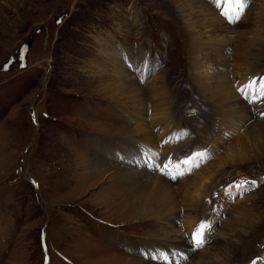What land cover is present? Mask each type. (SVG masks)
<instances>
[{"label": "rangeland", "instance_id": "obj_1", "mask_svg": "<svg viewBox=\"0 0 264 264\" xmlns=\"http://www.w3.org/2000/svg\"><path fill=\"white\" fill-rule=\"evenodd\" d=\"M247 1L235 24L208 0H0V264H165L151 255L166 247L186 264L246 262L258 254L264 181L249 193L232 187L227 199L217 195L215 214L205 219L215 236L199 253L190 243L152 236L160 216L173 220L163 233L186 236L179 215L208 213L203 193L218 172L225 184L217 193L236 175H264L256 121L239 107L219 121L216 97L207 92L221 85L230 91L225 102L243 99L240 84L264 74V0ZM149 51L155 67L143 74L139 63ZM156 79L169 99V127L157 136L146 109L144 121L157 136L146 140L136 121L142 106L132 105L137 92L127 87ZM258 102L264 117V98ZM180 123L206 125V132L189 131L197 133L195 143L187 136L178 150H171L172 136L159 147ZM199 148L210 153L191 172L186 165L171 182L154 173L163 154L184 151L185 160ZM142 172L145 186L134 180ZM151 213L159 216L151 220ZM231 219L238 224L228 227Z\"/></svg>", "mask_w": 264, "mask_h": 264}, {"label": "bare ground", "instance_id": "obj_2", "mask_svg": "<svg viewBox=\"0 0 264 264\" xmlns=\"http://www.w3.org/2000/svg\"><path fill=\"white\" fill-rule=\"evenodd\" d=\"M242 28H246V27H242ZM242 34H244V35H246V34H248V32H246V34L244 33V32H241V33H239V35L240 36H242ZM194 44H192V46H193ZM197 46V45H196ZM195 46H193L192 47V49H195L194 48ZM193 51V50H192ZM191 53V52H190ZM199 66V62H197L196 64H192V65H190V68L191 69H193V68H197ZM183 69V68H182ZM154 75H155V73H154ZM237 79H239V78H237ZM196 80V79H195ZM199 80V79H198ZM243 80V79H242ZM137 82H139L138 80H137ZM140 83V82H139ZM198 83V82H197ZM200 83V82H199ZM216 84H217V82H216ZM219 85V84H218ZM225 85V84H224ZM239 85V84H238ZM241 85V84H240ZM199 87H200V84L198 85ZM135 87V88H134ZM218 87H220V90L221 91H219L218 89L219 88H209L208 90H207V92H208V95H215L214 97H216L215 98V101H214V98H213V96H212V98H213V101L215 102V104H214V106H213V111H214V113H215V116H217L218 117V119H219V121H224L225 120V115H226V113L229 111V109L230 108H237V107H239V109L241 110V112L244 114V115H248V121H250V120H252V121H256L255 122V130H254V133L256 134V136L257 137H262V138H264V117L263 116H261V115H258V117H256L255 115H252V114H249V110H250V108L252 107V106H254V105H257V103L258 102H256V103H248L245 99H237V100H229L228 102H225V101H227L226 99H227V97H225V95L227 96V94L226 93H229L230 91H228V88L229 87H224V86H222L221 87V85L220 86H218ZM128 89H134L137 93H136V96H135V98H136V101H134V102H132V105H133V109H135L136 108V106H142V108H139V111H140V115H138L137 116V119H136V121H139L140 122V125H139V132L138 133H140V132H143L144 133V137L146 138V140H148V139H150V138H152V137H157V136H165L166 134H167V130H168V127H169V120H166L165 118V116H164V114H165V110H166V108H167V105H168V98H167V96H166V94L164 93V91H163V86H162V81L160 80V81H158L157 79L155 80V81H148V86H146V87H142L141 85H138V83H136L134 86H130V84H129V86L127 87V90ZM202 90V89H201ZM149 91H151L152 93H154V96L152 97V98H148V100L145 98V95L149 92ZM134 92V91H133ZM129 93V92H128ZM237 96L235 95V94H233V95H230V96H228V99H235ZM210 98H211V96H210ZM211 98V99H212ZM133 99V98H132ZM232 101V102H231ZM131 103V102H130ZM249 104V105H248ZM131 108H132V106H131ZM146 109L151 113L150 114V123H152V122H155V126H157V128H159V132H158V134H157V136L156 135H154V133H153V131H151L150 129H149V126L151 125L150 123H146L145 121H144V118H143V114H144V112L146 111ZM252 109V108H251ZM225 110H226V113H225ZM146 113V112H145ZM129 118H130V116H128ZM247 117V116H246ZM244 118V117H243ZM131 120V119H130ZM241 120V119H240ZM242 121V120H241ZM245 124V123H244ZM246 127H247V125H246ZM139 136V135H138ZM134 140H136V139H134ZM189 141H188V144L189 143H192V142H194L195 143V141H194V139H188ZM158 142L160 143L161 142V140H160V138H159V140H158ZM158 142H157V144H158ZM185 143H187V141H185V142H183V144L181 145V146H183ZM170 144H171V141H170ZM176 144V143H175ZM175 144H173V145H175ZM172 145V146H173ZM181 146H179V145H176V146H173L172 148H171V150L174 148V147H176L177 148V150L178 149H180L181 148ZM129 148V147H128ZM127 148V149H128ZM262 148H263V151H264V144H262ZM128 151V150H127ZM126 151V152H127ZM261 150H258V152H260ZM118 152H119V154H120V152L121 151H119L118 150ZM183 152L184 151H182V152H180V153H175V152H173L172 151V153L173 154H176V157H178L179 159H180V155H182L183 154ZM258 152L256 153V157H258L259 156V154H258ZM124 153V152H123ZM258 155V156H257ZM125 157H128V155H126ZM177 159V158H176ZM171 161V160H170ZM159 163H160V166H163L164 164H169V161H168V158H167V156L165 157V156H162V157H160L159 158ZM157 171H160V168L157 170ZM145 172H142V173H140V175H139V177L138 178H135L134 180L136 181V184L138 183V184H143V186H145L146 184H147V181H148V178H145V174H144ZM156 175H159L160 176V173H157V172H154ZM239 174V173H238ZM223 176V172H218L217 174H216V180L214 181V182H212V184H213V187H212V185L210 186V187H212V188H210L209 190H207V188L205 189V192L203 193V192H201V194L203 193V196L206 198L207 197V201H212V202H215L216 200H217V196H216V198L214 199V198H212L213 196H215L216 194H217V187H220V186H223L225 183H224V181H223V179H221V177ZM162 178H164L165 180H167L168 182H171L170 180H168L167 178H165V177H163V176H161ZM133 181V180H132ZM210 184V183H209ZM140 186V185H139ZM148 186V185H147ZM205 186V183L204 184H202L200 187H199V190L200 189H203V187ZM208 187V186H207ZM214 189H216V191L214 190ZM202 191V190H201ZM195 193H196V191H195ZM195 195V194H194ZM194 195H192L193 197H194ZM196 196V195H195ZM202 196V197H203ZM196 197H198V196H196ZM200 197V196H199ZM192 201H193V199H191ZM196 200H197V198H196ZM192 201H191V203H192ZM206 201V202H207ZM195 202V201H194ZM205 202V204H203L202 206H203V208H208L207 209V214H206V212L205 211H200L201 213L197 216V214L196 213H194V212H192V211H187V212H189L187 215H182V214H180L179 215V218H183L184 219V221H181V224H180V227H179V229H183L184 231H185V233H186V236H183V237H181V238H178L177 239V236H176V233L175 232H173L171 229H169L168 228V232H166V233H163L162 231H164L163 230V228H162V226L163 225H165V224H169L170 222H172L173 220H172V217L171 218H167V217H165L164 218V216H160V218L158 219V221H162V223L163 224H158V226H159V228L160 229H158V230H153L152 231V236L154 237L155 236V238H162V239H164L165 241H167V239H169V241H174V240H176V242H178V244L179 245H181V246H186V244L187 243H190L191 245H192V242H191V239L190 238H188V236H187V234H190L191 233V229H192V227L196 224V222L197 221H199L200 219H201V221H204L205 219H208V218H210L211 216H213L215 213H212V212H210V204L211 203H206ZM190 203V204H191ZM196 203V202H195ZM194 204V203H193ZM197 204V203H196ZM198 204H199V202H198ZM186 206V205H185ZM189 207H190V205H189ZM187 208H188V206H187ZM182 209V208H181ZM190 209V208H189ZM185 210H186V208H185ZM180 212V211H179ZM187 212H185V213H187ZM157 216H159L157 213H151L150 214V218H151V220H152V218H154V217H157ZM178 216V215H177ZM174 218V217H173ZM177 218V217H176ZM232 218V217H231ZM232 220V222L233 223H231L228 227H230V226H232L233 224H238V222H236V223H234V221H233V219H231ZM163 221H165V222H163ZM206 221V220H205ZM167 222V223H166ZM152 223H155L156 224V220H154L153 219V221H152ZM158 226H156V228L158 227ZM155 227V226H154ZM155 228V229H156ZM174 228V227H173ZM172 228V229H173ZM239 228H241V226L240 225H238V226H236V229H239ZM166 229V228H165ZM221 234H219L220 236L219 237H217V240H215L214 242L215 243H220L221 241H222V238H224L225 237V235H226V232H224V230H223V232H220ZM163 235V237H161ZM251 235V234H250ZM250 235H248V236H250ZM179 236V235H178ZM248 236H246V237H248ZM246 238L244 237V239L243 240H245ZM193 246V245H192ZM263 246H264V244H263ZM193 248V247H192ZM191 248V249H192ZM186 250V249H185ZM193 250V249H192ZM183 251L184 250H181V252L183 253ZM202 251V249L201 250H197V251H195L194 250V254H196V253H199V252H201ZM200 257H202V255L200 254L199 255ZM181 264H186V263H184L183 262V260H178ZM206 264H210V263H208V262H206Z\"/></svg>", "mask_w": 264, "mask_h": 264}, {"label": "snow or ice", "instance_id": "obj_3", "mask_svg": "<svg viewBox=\"0 0 264 264\" xmlns=\"http://www.w3.org/2000/svg\"><path fill=\"white\" fill-rule=\"evenodd\" d=\"M227 3L229 5L228 9L222 13V15L226 16L228 21L230 23H235L240 19V16L243 14L244 9L247 7V0H227ZM219 6V5H218ZM246 89L252 90V95H249ZM240 91L241 95L244 97V99L248 103H256L258 100H261L264 98V77H262L259 80V86L257 87V81L250 80L247 85L244 86V88L238 89ZM186 135V133H184ZM180 137H178L179 139ZM170 140L164 141V143H169ZM206 153H193L192 156L187 157L185 160L181 161L180 163L184 165H191V167L188 168V171L191 172L192 168L199 167L198 163H193L194 160L197 158H200L203 160L206 158ZM210 158V157H208ZM170 163V162H169ZM165 169H168V165L166 164ZM177 169L179 168V164L176 165ZM184 172L177 171L176 174L171 175L172 179H176L177 175H184ZM256 181H248V180H241L238 183L230 184L228 185V188L235 187L238 191L243 189L244 191H250V187H245L246 185L255 186ZM228 189H224L225 192H227ZM209 203H212V201H209ZM209 229V224L205 221L199 222L196 227L192 231V235L190 237L193 248L198 249L204 246L205 244V233ZM163 259H167V256H163ZM186 259V257H185ZM255 264V262H253Z\"/></svg>", "mask_w": 264, "mask_h": 264}]
</instances>
